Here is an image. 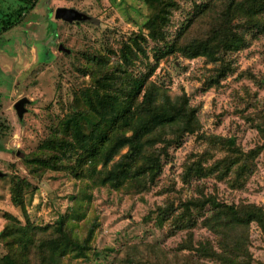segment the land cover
Here are the masks:
<instances>
[{"label": "rangeland", "instance_id": "rangeland-1", "mask_svg": "<svg viewBox=\"0 0 264 264\" xmlns=\"http://www.w3.org/2000/svg\"><path fill=\"white\" fill-rule=\"evenodd\" d=\"M174 1L170 41L209 0ZM26 7L30 10L19 18ZM58 8L76 9L91 19L80 24L56 19ZM148 16L146 0H0V233L8 224L25 226L28 219L45 226L64 218L78 224L75 230L84 236L97 220L89 258H65L63 264H221L179 249L189 232L195 247L214 240L211 232L200 224L183 229L171 217H163L161 226L159 208L180 213L182 203L199 191L224 204L264 208V33L247 32L245 48L224 55L222 63L180 54L165 58L164 43L148 36ZM208 22L196 21L191 37L203 35ZM126 48L132 50L130 73L140 77L153 71L151 80L171 96L189 98L201 124L198 133L169 149L156 183L137 195L94 186L34 161L62 121H78L88 132L95 118L76 113L86 109L82 95L98 88L102 71L125 69ZM224 64L232 72L213 85L209 79ZM25 98L19 114L16 105ZM226 141L239 151L232 153ZM225 159L220 170L231 169L225 180L213 174L186 181L193 163L210 167ZM14 189L23 194L24 213L12 203ZM249 231L252 264H264V235L256 224ZM10 241L0 237L1 257L10 253Z\"/></svg>", "mask_w": 264, "mask_h": 264}, {"label": "trees", "instance_id": "trees-1", "mask_svg": "<svg viewBox=\"0 0 264 264\" xmlns=\"http://www.w3.org/2000/svg\"><path fill=\"white\" fill-rule=\"evenodd\" d=\"M146 4L148 36L164 43L161 56L165 58L180 54L187 59L205 58L211 64L222 63L224 55L245 48L247 32L264 33V0H209L196 7L191 21L173 41L169 40L167 29L177 3L146 0ZM28 10L29 7L22 9L18 17H23ZM204 20H209L205 33L191 37L193 24ZM122 56L125 69L118 74L102 71L104 75L97 81L98 88L82 95L86 109L76 113L95 118L89 123L88 132L78 121H62L56 135L40 147L44 154L34 161L54 171H70L74 178L89 181L94 186L137 195L156 183L169 149L180 147L186 135L198 133L201 124L197 108L186 95L171 96L151 80L153 71L140 77L132 75L128 69L132 64V50L124 49ZM216 71L209 79L213 85L219 84L232 69L224 64ZM260 133L264 134V127H260ZM234 144L233 141L225 144L232 153L239 151ZM226 160L210 167L193 163L187 167L185 179L189 182L218 174L216 178L223 181L231 174L230 167L220 170ZM241 177L238 170L237 179ZM15 191H12V203L24 213L23 194L17 195ZM181 209L180 213H172L159 208L160 225H163V217H171L183 229H193L200 224L215 239L201 241L195 247L192 232H189V241L179 249L193 251L201 260L221 264L254 262L249 249V230L256 224L264 235L262 206L228 205L219 202L215 195L199 191V196L187 199ZM98 226V221H93L87 233L81 236L75 230L78 224L64 218L45 226H35L30 219L25 226L8 224L0 237L7 242L11 240L10 253L0 256V264H63L65 258L87 260Z\"/></svg>", "mask_w": 264, "mask_h": 264}, {"label": "water", "instance_id": "water-1", "mask_svg": "<svg viewBox=\"0 0 264 264\" xmlns=\"http://www.w3.org/2000/svg\"><path fill=\"white\" fill-rule=\"evenodd\" d=\"M56 19H61L63 21L69 22V23H74L76 22L77 24L80 23H84V22H89V20L91 19L90 16H88L85 13H82L76 9H72V8H58L56 10V14H55ZM62 50H65L62 46L60 47ZM68 51V50H67ZM28 100L22 99L21 101H19L16 105V108L18 110V113H22L24 112V104L27 102ZM0 177H4V174H0Z\"/></svg>", "mask_w": 264, "mask_h": 264}]
</instances>
